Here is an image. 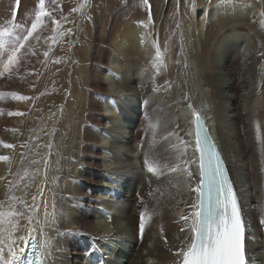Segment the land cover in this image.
Listing matches in <instances>:
<instances>
[{
	"label": "bare ground",
	"instance_id": "obj_1",
	"mask_svg": "<svg viewBox=\"0 0 264 264\" xmlns=\"http://www.w3.org/2000/svg\"><path fill=\"white\" fill-rule=\"evenodd\" d=\"M25 3L31 6L0 0V29L30 27ZM175 8L156 4L132 17L124 10L103 29L96 15L83 54L71 47L54 119L31 97L47 36L39 32L31 42L36 55L11 80L0 77V141L15 146L0 144V156L9 157L0 161V210L19 198L15 208L24 215L13 218V239L45 240L46 264H178L190 239L180 217L198 202L200 180L192 109L227 166L246 223L247 259L264 264V0H177ZM180 160L189 161L187 171L165 167ZM146 161L163 174L148 172ZM100 181L108 189L98 194ZM145 209L152 216L141 237Z\"/></svg>",
	"mask_w": 264,
	"mask_h": 264
},
{
	"label": "snow or ice",
	"instance_id": "obj_2",
	"mask_svg": "<svg viewBox=\"0 0 264 264\" xmlns=\"http://www.w3.org/2000/svg\"><path fill=\"white\" fill-rule=\"evenodd\" d=\"M52 4H56V0H51ZM88 6L87 0L73 8V12H80ZM51 21L53 25H59L60 21L52 16V12L45 6V0H38V6L31 20L30 27L23 24L12 23L11 26L0 29V77L7 76L11 80L14 70L18 71L22 60L28 55H36L33 50L32 41H39V32L45 27V19ZM70 31V30H69ZM56 29L53 28V33ZM55 39V37H52ZM45 52L44 56L47 57ZM157 55H160L157 47ZM58 62V61H57ZM187 67V65H186ZM3 95V94H0ZM15 99L26 101L30 97L18 95L17 93H9ZM188 97L185 96V99ZM188 107L192 109V105ZM199 124L200 117L192 109ZM9 116H23L22 112H8ZM256 131L259 136L260 124L256 123ZM205 144L207 138L205 137ZM4 148H14L12 144L4 143ZM181 144L185 141L181 140ZM48 147H51L50 145ZM196 147L201 151L200 159V184L193 189L198 194V202L190 205L192 211L188 215H182L181 220L188 225L190 233L189 241L185 242V246L181 247L176 253L178 264H250L246 256V223L243 218L241 208L238 204L237 196L231 183L224 175L221 162L209 148L208 160L204 159V144L201 143L200 131L196 133ZM9 157L0 156V161H6ZM23 159V158H22ZM35 162V161H33ZM189 161L180 160L174 165H168L167 170L170 173L178 171H187ZM183 165V169L181 167ZM147 171L153 175H162L161 166L157 163L145 162ZM47 167V161H45ZM25 169L24 175H27ZM192 173L188 171V176ZM23 179V176L20 177ZM10 184L15 186L14 182ZM19 198L15 196L9 197L7 210H0V264H25V260L21 258L24 253L23 248L17 246V240L28 243L25 236L21 235L13 239V234L17 230V222L15 217L23 216L24 213L18 212L15 208V201ZM35 200V197H33ZM19 202L24 204L23 200ZM28 207V205H24ZM152 214L147 209L140 213L139 232L143 236L146 220L151 219ZM29 224L32 223V217L28 216ZM264 223V222H262ZM8 225V226H5ZM34 231V229H33ZM184 231V229H181ZM47 248V242L41 240L39 244L32 242V254L27 257V264H46L44 253Z\"/></svg>",
	"mask_w": 264,
	"mask_h": 264
},
{
	"label": "rangeland",
	"instance_id": "obj_3",
	"mask_svg": "<svg viewBox=\"0 0 264 264\" xmlns=\"http://www.w3.org/2000/svg\"><path fill=\"white\" fill-rule=\"evenodd\" d=\"M7 1H9L11 4L21 1L31 4L30 6L25 3L27 8L25 11L27 15H29V19L34 18V13L38 6V0ZM176 1L177 0H92L90 7H88L89 13H86V15L83 16L81 15L82 11H72L73 8L83 3V0H56V4H52L51 0H45L46 8L52 12V16L55 19L60 21V24L53 25L51 21L46 18L45 27L40 31L44 38H49L45 51L48 53V55L45 57V52L39 55V62L37 64L38 67L36 71V73H38V77L36 79L37 84L31 90V97L34 101L33 104L37 103L40 105L44 111L43 114H46L47 118L49 117L54 119L53 113L56 109L60 108L59 104L61 101L58 100L62 99L63 101L66 96L63 85L65 84V78L68 74L67 68L72 57L71 47L74 46V48L77 49L76 54H83V49L85 50L87 47L86 36L89 34L88 31L92 29V24L94 23V17H96V15H99L101 29H103V25L110 17L119 16L124 10H126V13L132 17V15L136 16L142 12L144 14H147L148 12L151 13L153 6L156 4H162L163 6L165 4H169V6H172L173 8L172 13H175ZM158 14L163 15L165 14V11H159ZM89 18H91V20ZM53 28L56 29L55 33H53ZM52 37H55V39H52ZM78 49L81 50V53L78 51ZM75 72L78 73V70ZM76 78L78 77L76 76ZM106 80L107 79L105 78L102 79L104 84H106ZM169 86L174 88L172 83H170ZM108 94L110 97L115 98L117 91L115 90V93L108 92ZM33 104L32 106H34ZM53 105H55L53 108L54 111H50V107ZM102 113H104V111ZM105 127H108V123L105 124ZM103 143H106V141H103ZM98 185V194L99 192L102 193L108 189V186L103 181H100ZM95 250L96 249H90L91 254L95 253ZM99 254L100 252L98 255ZM103 254L106 256L107 254L112 256V249L106 251ZM122 257L126 259L129 258L126 253L122 254ZM97 261L98 259L96 258V262Z\"/></svg>",
	"mask_w": 264,
	"mask_h": 264
},
{
	"label": "water",
	"instance_id": "obj_4",
	"mask_svg": "<svg viewBox=\"0 0 264 264\" xmlns=\"http://www.w3.org/2000/svg\"><path fill=\"white\" fill-rule=\"evenodd\" d=\"M195 120H196V117H195ZM198 129L200 131V137H202V132L201 131L204 129L202 122L201 123L199 122L198 127H197V130ZM198 158H199V156H198Z\"/></svg>",
	"mask_w": 264,
	"mask_h": 264
}]
</instances>
